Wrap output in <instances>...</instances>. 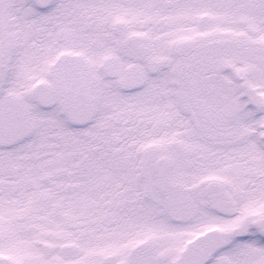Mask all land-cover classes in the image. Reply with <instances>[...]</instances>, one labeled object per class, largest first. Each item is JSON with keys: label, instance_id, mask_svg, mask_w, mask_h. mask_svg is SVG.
Here are the masks:
<instances>
[{"label": "snow or ice", "instance_id": "6c2138e0", "mask_svg": "<svg viewBox=\"0 0 264 264\" xmlns=\"http://www.w3.org/2000/svg\"><path fill=\"white\" fill-rule=\"evenodd\" d=\"M0 264H264V0H0Z\"/></svg>", "mask_w": 264, "mask_h": 264}]
</instances>
